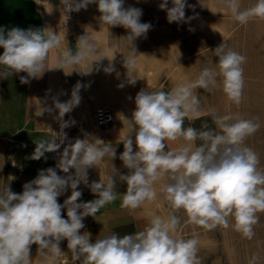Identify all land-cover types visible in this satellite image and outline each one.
<instances>
[{"label": "clouds", "instance_id": "clouds-1", "mask_svg": "<svg viewBox=\"0 0 264 264\" xmlns=\"http://www.w3.org/2000/svg\"><path fill=\"white\" fill-rule=\"evenodd\" d=\"M61 3L67 14L95 4L100 23L128 30L126 39L130 50L123 57V67L127 83L135 84L137 79L132 78L137 66L134 41L146 38L152 28L150 23L141 22L142 9L125 7V0H61ZM198 3L207 7L203 0ZM221 3L241 24L254 17L264 19V0H257L243 10L240 0H221ZM168 5L169 0H161L158 5L160 10L166 11L168 23H187L195 18H186L185 9L195 11L196 7L187 0H171V7ZM64 39L66 36H60L50 27L27 30L13 27L7 31L0 28V48H3L0 79L26 73L20 76V83L29 84L32 79H41L46 71H64L85 63L91 65V70L79 74L88 75L94 70L100 71V62L104 59L109 63L102 68L103 72L116 71L113 61L118 45L102 50L98 47L99 37L87 32L77 38L75 52L64 48L52 66L50 53L61 49ZM108 53L112 54V59ZM214 56L218 57L217 68H203L195 80L177 84L168 92L141 89L136 94L135 110L131 119H126L127 132L120 140L124 150L119 159L128 173L119 174L112 163L113 173L127 185L124 193L115 191L114 175H106L99 182L89 183L88 179L89 169L98 168L106 157L111 161L117 158L115 148L89 133H84L83 138L68 140L64 131L75 125L74 119L64 117L79 106L81 90L90 87V83L77 81L67 101L52 97L51 106H40L36 116L57 113L53 118L60 130L51 129L47 138L34 140L36 147L29 159H46V153H56L62 146L63 151L55 167L39 170L33 180L23 185L22 193L13 192L9 185L0 190V264H31L33 244L49 264L61 258L64 264H69L61 248L65 240L71 264L77 261L79 264H201L197 255L198 238L185 239L178 235L181 221L176 213L179 212L187 217L185 225L207 230L218 226L228 228L231 217L235 231L252 239L253 226L259 220L257 213L264 212V169L259 167L258 154L245 146V140L258 130L259 124L239 116H217L215 110L202 113L197 92V89L208 91L219 86L229 101L239 105L244 88L242 65L246 57L228 49L224 43L215 48ZM93 62H96L95 68ZM72 72L64 71L65 75ZM118 87L123 88L124 84ZM202 114L212 115L219 131L209 128L206 122L202 130L184 127L185 119L193 121ZM180 140L184 143L166 150V142ZM197 140L202 141L199 146H195ZM57 170L66 175H59ZM161 181L159 192L169 207L166 217L152 216L142 231L123 236L106 234L95 242L91 241L89 231H81L85 229L86 217L102 223L96 219V213L118 198L122 199V208L132 210L155 201L156 184ZM81 184L96 198L82 201V191L78 190ZM69 189L71 195L59 203L58 197ZM63 209L67 218L62 215Z\"/></svg>", "mask_w": 264, "mask_h": 264}, {"label": "rangeland", "instance_id": "rangeland-1", "mask_svg": "<svg viewBox=\"0 0 264 264\" xmlns=\"http://www.w3.org/2000/svg\"><path fill=\"white\" fill-rule=\"evenodd\" d=\"M160 2L161 0H125V7L142 9V23L147 22L152 25L146 38L141 37L134 41L137 50V66L132 78L137 80L132 85H140L150 91L168 92L177 84L195 80L203 68H217L218 57L214 56V50L224 43L228 49L246 57V62L242 65L244 70L243 91L264 89V19L254 17L247 23L241 24L235 20L221 0H203L208 8L201 7L198 0H187L188 4L196 5V7L195 11L191 8L185 9L186 18L192 16L195 18L187 23H168L166 11L160 10L158 7ZM256 2L257 0H240L241 10L251 7ZM168 6L171 7V0H169ZM62 13L63 24L67 31L75 32L78 35L87 32L90 36H98V47L102 50L110 48L113 44L118 45V53L113 61L116 70L114 72L122 74L124 82L127 83L128 78L126 69L123 67V57H126L130 50L129 42L126 39L128 30L121 26L109 28V26L100 23V13L95 4L88 5L87 9H81L77 13V17L72 20L67 18L64 8ZM189 29H194V31ZM108 57L109 59L113 58L111 53H108ZM217 79L219 81V76ZM197 92L198 98L201 100L202 113L215 110L217 116L232 115L242 118L244 105L247 101H253V106L250 105L248 113L252 111L253 117L259 113V108H257L259 106L254 104L255 101H259V98L247 99L244 92L239 105L229 101L219 86L208 91L197 89ZM109 104L115 115L113 123L99 126L96 122L95 126L86 129V133L97 138L100 136L124 137L127 129H117L118 123L127 125L126 119H131L133 109L124 101L120 106L121 112L116 113L114 105L110 102ZM205 122L209 128L219 131L212 115L202 114L200 118L193 121L185 119L186 127L192 126L198 130H202V124ZM67 130L74 139L83 138L85 133L84 131L76 133L69 128ZM259 132L257 130L252 136H249L245 140V144L252 142V145L245 146L258 154L259 167L264 169V153L261 151L264 147L262 146L264 138L261 136V142L258 141L260 139ZM177 142L179 145L181 144V140ZM60 152L58 150L55 153L57 159ZM71 172L74 170H70ZM60 175L66 174L60 172ZM160 183L163 181L156 184L157 199L153 202H146L140 206V209L135 210L136 215L141 216L144 221V224L141 225L143 229L148 225L152 216L166 217L168 214V203L163 194L159 192ZM70 195L71 192L67 190L58 197V202L62 204ZM62 215L67 218L66 209L62 210ZM176 215L180 217L181 221L178 235L185 239L198 238L197 255L201 264H264V212L257 213L259 220L253 226L255 235L250 240L235 231L232 227L234 219L231 217H229L228 228L218 226L213 230H207L196 225H185L184 221L187 217L183 212L176 213ZM128 227V225L120 226V229L126 230ZM141 227H137L136 232ZM112 228L108 227L109 234L112 233ZM37 247L35 244L31 246V264H49L45 257L37 253ZM61 248L65 251L69 264H71V254L68 253L66 240L61 242ZM51 264H64V259H57ZM76 264H79V261Z\"/></svg>", "mask_w": 264, "mask_h": 264}, {"label": "crops", "instance_id": "crops-1", "mask_svg": "<svg viewBox=\"0 0 264 264\" xmlns=\"http://www.w3.org/2000/svg\"><path fill=\"white\" fill-rule=\"evenodd\" d=\"M62 10L61 0H0V28L7 31L13 27L24 30L50 27L60 36H66L61 49H54L50 53V64L54 66L55 57L59 56L64 48H70L75 52L76 41L80 36L65 29ZM2 53L3 48H0V54ZM95 64L96 62H93L94 67ZM100 64V71L94 70L88 75L79 74L91 70V65L88 63L64 69L66 73L73 71L70 75H65L62 69L46 71L41 79H32L29 84L20 83V76H26V73L14 74L7 79H0V190L9 185L13 192L22 193L23 185L33 180L38 175L39 170L55 167L57 163L55 153H46V159H29L36 147L34 140L47 138L50 135V130L59 126V123L53 118L57 113L54 112L51 115L45 113L43 116H36V113L40 111V106H51L52 97H58L61 102L67 101L70 98L71 89L77 81L83 84L90 83V87L81 90V103L64 117L65 120H75V125L69 127L74 132H85L87 128L95 126V107L100 103L110 102L114 105L116 113H120V106L125 101L133 111L135 110V96L146 87L125 83L122 74L104 73L102 68L108 65L107 59L101 61ZM122 83L124 87H118ZM243 92L247 99L259 98V101L254 103L259 106L257 107L259 108V115L256 114L253 117L252 111L248 113L253 106V101H247L244 105L242 118L259 124L260 139L258 141L261 142V136L264 138V89H259V91L246 89ZM186 125L187 123L184 124V127ZM117 129H127V125L119 122ZM99 139L110 143L115 148L117 158L111 161L106 157L98 168L89 169V183L99 182V179L102 180L106 175H114L116 180L115 191L124 193L126 192V183L121 182L118 174L112 171L113 163L119 174L128 173V169L119 159V155L124 150L123 143H120L122 138L100 136ZM166 143L168 145L166 150L179 146L177 141ZM182 143L184 142L181 140ZM201 143L202 141L197 140L195 146H199ZM22 145L27 146L23 147ZM245 145L251 146L252 142ZM262 146H264V142ZM261 151L264 153V147ZM57 171L60 175V171ZM78 190L82 191L80 199L84 202L96 198L90 189L83 184L79 186ZM69 191L71 192L70 189ZM121 203L122 199L118 198L96 213V219L102 223L90 216L84 219L85 230L91 233L92 242H95L96 238L109 234L108 227H113L112 233L123 236L136 233V228L144 224L141 216L135 213V210L140 209V207L135 210L122 208ZM126 225L129 226L126 230L120 229V226ZM142 230L141 227L138 231Z\"/></svg>", "mask_w": 264, "mask_h": 264}, {"label": "built area", "instance_id": "built-area-1", "mask_svg": "<svg viewBox=\"0 0 264 264\" xmlns=\"http://www.w3.org/2000/svg\"><path fill=\"white\" fill-rule=\"evenodd\" d=\"M78 12H71L69 14H66L67 18H69L70 20H72L73 18L77 17ZM95 118H96V122L99 126H107L110 125L111 123H113L114 119H115V115L114 112L112 110V107L110 106L109 103H100L99 105H97L95 107ZM59 127L57 128H53V131H59ZM67 133L68 136V140H74V138L72 137V135L70 134V132L65 129L64 130ZM67 144V141H66ZM59 151H63V146L61 147V149H59Z\"/></svg>", "mask_w": 264, "mask_h": 264}]
</instances>
